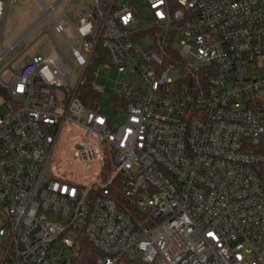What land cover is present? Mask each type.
I'll use <instances>...</instances> for the list:
<instances>
[{"label": "built area", "instance_id": "obj_1", "mask_svg": "<svg viewBox=\"0 0 264 264\" xmlns=\"http://www.w3.org/2000/svg\"><path fill=\"white\" fill-rule=\"evenodd\" d=\"M18 1L0 0V61L14 47L1 44ZM37 2L44 14L22 37L50 18L85 71L101 45L127 75L113 96L127 118L112 130L103 110L82 103V80L68 87L73 69L58 47L9 66L0 85L3 263L82 264L88 243L95 264H264V0H144L146 20L137 0H95L72 19L71 0ZM62 3L78 48L53 16ZM170 48L211 70L205 93L168 79ZM165 95L189 101L164 107Z\"/></svg>", "mask_w": 264, "mask_h": 264}, {"label": "rangeland", "instance_id": "obj_2", "mask_svg": "<svg viewBox=\"0 0 264 264\" xmlns=\"http://www.w3.org/2000/svg\"><path fill=\"white\" fill-rule=\"evenodd\" d=\"M47 6H52L58 0H43ZM95 0H71V6L68 11L69 17L72 18L73 14H79L80 12L91 9L94 6ZM24 5V6H22ZM32 7L35 10L37 17L34 21H37L44 14V9L37 2V0H19L15 5H10L7 11L6 25L4 30V39L1 44V49L7 51L11 45L14 44L20 34L17 35L20 26L25 19L24 7ZM67 3H62L58 6L54 12L53 16L56 20H59L64 28V31L68 38L71 40L74 47H79V41L74 33L66 25L64 19H60L63 11L65 10ZM137 13L142 20H146L150 17V11L146 6L144 0H137ZM47 28H50L49 34L44 33ZM187 38L184 34L181 35L179 41H185ZM147 40L142 39L139 41L141 47L145 49L148 45ZM59 48L62 54L65 56L66 60L71 63L73 72L67 77L68 87L72 90H76L80 81L83 83H90L100 94V106L102 107L103 114L110 120V128L116 130L121 127L127 118L126 111L116 112L110 105L109 101L115 94H122V84L126 83L128 78L126 74H119L112 66L110 58L107 54L106 56H98L95 54L91 60V63L87 70L79 66L73 60V53L63 37L58 34L54 27H52V22L50 18L46 17L38 26H36L29 34L23 37L14 47L9 51L0 61V85L9 84L13 73L9 70V66L12 69L18 71L22 65L29 61L34 56H40L47 58L49 57L53 50ZM180 54L184 56L181 48H178ZM84 56L85 53L83 54ZM193 66H199L195 61L190 60L186 57ZM110 66V68L108 67ZM168 79L173 82H177L181 78L180 70L169 69ZM182 101L186 104L189 99L181 98L180 96L165 95L163 100L164 107L171 106L172 104ZM3 249L0 248V258H3ZM1 261V260H0ZM5 264H13L12 261H8ZM157 264H161L158 260Z\"/></svg>", "mask_w": 264, "mask_h": 264}, {"label": "trees", "instance_id": "obj_3", "mask_svg": "<svg viewBox=\"0 0 264 264\" xmlns=\"http://www.w3.org/2000/svg\"><path fill=\"white\" fill-rule=\"evenodd\" d=\"M159 53L162 51L157 49ZM106 56L102 46L99 45L94 55ZM164 67H172L181 71V78L177 81V87L179 90L189 89L194 90L197 93H205L207 91L212 72L210 69L193 66L188 60H186L179 51L170 48V56H165ZM87 70V69H86ZM1 91V89H0ZM77 96L82 103L89 109L102 111L100 106L101 94L90 83L80 84L77 90ZM109 105L114 109L115 107L124 106L123 99L118 97H112L109 101ZM83 257L81 258L82 264H95L99 258L100 253L88 243L83 245ZM123 264H145L140 260L126 258L123 260Z\"/></svg>", "mask_w": 264, "mask_h": 264}, {"label": "crops", "instance_id": "obj_4", "mask_svg": "<svg viewBox=\"0 0 264 264\" xmlns=\"http://www.w3.org/2000/svg\"><path fill=\"white\" fill-rule=\"evenodd\" d=\"M19 2V1H18ZM22 6H24V5H22ZM24 9V13H25V19H24V21H23V23H22V25L20 26V28H19V31H18V33H17V35H19L20 34V37L19 38H17L16 39V41L14 42V44L13 45H15V44H17L23 37V34L25 33V31L27 30V28H28V26H29V24L32 22V20H34L33 19V16H31V15H27V10H26V8L24 7L23 8ZM87 10H90V9H87ZM87 10H84V11H87ZM69 11V10H68ZM83 12V11H82ZM82 12H80L79 14H81ZM79 14H76L75 15V13L73 14V16H72V18H75V17H77ZM67 16H68V18H70V19H72L71 17H69V15H68V12H67ZM66 21V25L68 26V28H70V30L73 32V30L71 29V27L69 26V24H68V22H67V20H65ZM74 33V32H73ZM74 35H75V33H74ZM26 36V35H25ZM24 36V37H25ZM63 37V36H62ZM64 39V38H63ZM13 45H11V46H13ZM10 46V47H11ZM9 47V48H10ZM0 264H5V263H3V258H0Z\"/></svg>", "mask_w": 264, "mask_h": 264}]
</instances>
